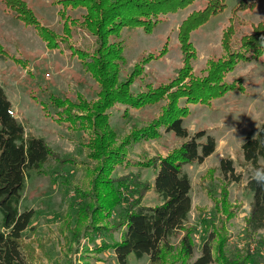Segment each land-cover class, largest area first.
<instances>
[{"label":"rangeland","instance_id":"374dc122","mask_svg":"<svg viewBox=\"0 0 264 264\" xmlns=\"http://www.w3.org/2000/svg\"><path fill=\"white\" fill-rule=\"evenodd\" d=\"M236 1L224 0L221 12L190 33L196 54L191 62L193 77L205 78L211 62L222 64L233 58L239 62L221 80L228 87L224 95L203 96L205 101L188 105L183 126L189 134L206 130L214 136L216 146L202 163L184 167L190 177L191 209L184 230L170 238L174 255L158 264H192L209 234L215 237L212 264H264V228L255 233L246 230L251 194L245 184L253 170L244 164L240 152L246 136L255 133L264 120V51L251 55L239 48L241 36L249 35L254 24L264 21V0H254V8L233 13ZM205 4L195 0L168 13L151 32L124 27L108 43L110 50H118L123 57L114 63L117 76L107 80L112 85L117 83L107 90L122 89L132 103L139 104L114 103L104 111L107 127L115 133L110 148H120L121 152L110 177L146 182L141 205L158 204L152 188L154 164L184 141L160 125L153 130L152 123H160L168 100L152 103L145 97L153 90L169 94L185 87L186 80H173L183 66L178 27ZM17 14L27 20L34 18L49 29L50 44ZM76 17V12L61 13L58 0H0V85L15 106L11 116L22 123L25 134L43 138L51 151L47 161L25 179L18 205L19 211L33 212L22 239L32 264H118L113 250L100 246L119 240L122 229L113 223L123 204L110 217H103L100 224L104 227L94 239L86 233L79 236L78 243L73 242L68 229L80 207L90 202L89 183L99 161L91 147L99 128L93 124L98 112L94 106L100 102L99 78L84 64L96 54L97 43ZM228 27L223 46L222 36ZM241 55L245 59L238 57ZM137 98L145 99V103ZM143 128L151 130L149 135L136 136ZM222 158L232 160L235 172L241 174L240 181L222 179ZM260 163L264 165V160ZM186 232L194 244L188 259L178 254L180 238ZM127 264L151 263L147 256L136 259L129 254Z\"/></svg>","mask_w":264,"mask_h":264},{"label":"trees","instance_id":"16d2710c","mask_svg":"<svg viewBox=\"0 0 264 264\" xmlns=\"http://www.w3.org/2000/svg\"><path fill=\"white\" fill-rule=\"evenodd\" d=\"M194 1L58 0L61 13L76 12V19H81L80 26L95 38L97 47L94 53L96 54H92L84 64L91 74L99 78V81H96L99 84L97 93L100 98V102L94 106L98 112L93 120V124L99 128L92 140L94 145H91L99 161L96 169L93 170L94 174L90 179L87 194L92 200L86 201L80 207L74 224H70L68 229L73 242L78 243L79 236L86 233L90 239H94L98 237L99 234L96 235L98 231L104 227L100 224L104 220L103 217H110L113 211L123 204L113 223L114 226L122 229L119 240L100 246L111 248L118 264H127L129 254L136 259L147 256L151 264H158L163 258L174 255L170 238L184 230L191 209L190 177L184 167L202 163L214 152L216 146L214 136L204 129L189 134L187 128L183 126V119L189 114L188 105L205 101L203 96L214 98L227 92L228 87L221 80L239 60L228 59L222 64L211 62L209 68L211 71L216 70L215 73L208 71L207 76L202 79L193 77L191 62L196 58V54L190 33L205 23L210 16L221 12L224 7V0H204L206 3L204 8L192 12L178 27L183 66L173 80L177 82L186 80L182 85L185 87L182 91L177 89L169 94L161 90H153L147 94L148 98L145 97L152 100V103L168 100L160 114V123H152L153 130L156 131L157 126L160 125L166 133H172L175 137L184 140L175 152L159 157L154 164L152 188L159 202L153 206H145L141 205L140 199L142 193L147 190L146 182H138L136 178L129 180L127 177H110L112 165L121 152L120 148H110L115 133L107 127L109 122L103 115L104 111L114 103L131 104L132 107L139 104L132 103L133 99L122 89L115 92L107 90V86H112L113 89L117 83L114 82L112 85L107 80L110 76H117L114 63L119 62L123 57L118 50H110L108 43H111V37L124 27L141 28L145 32H151L168 13L183 9ZM245 2L246 0L236 1L231 12L254 8V0L246 2L248 4L243 6ZM17 17L25 24L32 25L41 39L47 45L50 44L52 34L49 29L39 25L34 18L27 20L19 14ZM64 26L65 23L63 29ZM229 28L223 33V46ZM239 46L251 55L263 52L264 21L254 24L249 35H242ZM164 51L162 53H165ZM238 57L245 59L243 55ZM159 91L160 95L157 94ZM145 99L137 98L144 103ZM10 109L11 104L0 85V264H32V257L23 247L22 239L24 231L30 225L33 212L27 209L19 211L18 205L25 179L47 161L51 151L43 138L25 134L22 123L8 113ZM140 131L136 136H147L151 130L143 128ZM105 149L110 150L105 153ZM240 152L244 164L249 165L252 170L264 167L260 163V160H264V120L255 133L246 136L240 145ZM89 156L93 157L91 152ZM219 171L222 179L227 182H238L241 179V174L235 172L232 160L229 158L220 160ZM245 186L251 194L246 230L255 233L264 228V187L258 185L252 176L247 179ZM214 239V235L209 234L207 241L201 246L200 255L192 264H212L215 261L212 254ZM191 241L188 232L181 236L179 257L185 259L192 257L194 244Z\"/></svg>","mask_w":264,"mask_h":264},{"label":"clouds","instance_id":"9594fccd","mask_svg":"<svg viewBox=\"0 0 264 264\" xmlns=\"http://www.w3.org/2000/svg\"><path fill=\"white\" fill-rule=\"evenodd\" d=\"M252 179L261 187H264V167H257L252 171Z\"/></svg>","mask_w":264,"mask_h":264},{"label":"crops","instance_id":"0c3cea01","mask_svg":"<svg viewBox=\"0 0 264 264\" xmlns=\"http://www.w3.org/2000/svg\"><path fill=\"white\" fill-rule=\"evenodd\" d=\"M7 97V96H6ZM8 99V98H7ZM9 100V99H8ZM9 102H10V104H11V108H14L15 109V106H14V104L12 103V101L11 100H9Z\"/></svg>","mask_w":264,"mask_h":264},{"label":"built area","instance_id":"2783aa9c","mask_svg":"<svg viewBox=\"0 0 264 264\" xmlns=\"http://www.w3.org/2000/svg\"><path fill=\"white\" fill-rule=\"evenodd\" d=\"M8 113H9L10 115H12V114H13V112L11 111V109H10V110H8Z\"/></svg>","mask_w":264,"mask_h":264}]
</instances>
